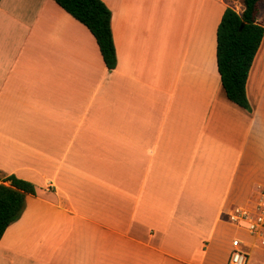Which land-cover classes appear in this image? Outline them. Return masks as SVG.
Here are the masks:
<instances>
[{"label": "crops", "instance_id": "1", "mask_svg": "<svg viewBox=\"0 0 264 264\" xmlns=\"http://www.w3.org/2000/svg\"><path fill=\"white\" fill-rule=\"evenodd\" d=\"M101 1L111 71L53 0H0V174L36 189L0 264H225L222 213L264 190V34L247 111L215 57L242 0Z\"/></svg>", "mask_w": 264, "mask_h": 264}, {"label": "trees", "instance_id": "2", "mask_svg": "<svg viewBox=\"0 0 264 264\" xmlns=\"http://www.w3.org/2000/svg\"><path fill=\"white\" fill-rule=\"evenodd\" d=\"M91 33L105 67L116 66V54L110 29V13L101 0H53ZM242 0V11L227 7L216 30V65L227 99L250 111L245 85L255 54L264 34L258 22L259 2ZM242 25V27H241ZM36 194L35 186L14 175L0 174V240L23 213L27 195Z\"/></svg>", "mask_w": 264, "mask_h": 264}, {"label": "built area", "instance_id": "3", "mask_svg": "<svg viewBox=\"0 0 264 264\" xmlns=\"http://www.w3.org/2000/svg\"><path fill=\"white\" fill-rule=\"evenodd\" d=\"M223 215L235 233L229 241L226 264H249L254 250L264 252V190L255 192L245 203L229 208Z\"/></svg>", "mask_w": 264, "mask_h": 264}, {"label": "rangeland", "instance_id": "4", "mask_svg": "<svg viewBox=\"0 0 264 264\" xmlns=\"http://www.w3.org/2000/svg\"><path fill=\"white\" fill-rule=\"evenodd\" d=\"M222 216L224 218V215L222 213ZM224 224L227 226L223 232V239L221 243L219 244L220 248L219 251L216 250V256H217V261H223L225 260V264L229 255L230 247H229V241L232 236L235 235L234 231L231 230L230 226H228L227 223L224 222ZM219 252V253H218ZM253 256L250 258V263L249 264H264V252L259 251V250H254L253 251ZM259 259L263 260V263L259 262ZM217 264V263H216ZM219 264V263H218Z\"/></svg>", "mask_w": 264, "mask_h": 264}, {"label": "water", "instance_id": "5", "mask_svg": "<svg viewBox=\"0 0 264 264\" xmlns=\"http://www.w3.org/2000/svg\"><path fill=\"white\" fill-rule=\"evenodd\" d=\"M241 27H242V25H241Z\"/></svg>", "mask_w": 264, "mask_h": 264}]
</instances>
